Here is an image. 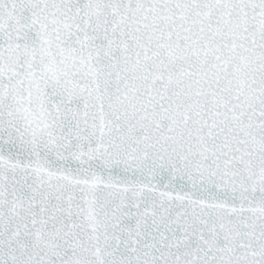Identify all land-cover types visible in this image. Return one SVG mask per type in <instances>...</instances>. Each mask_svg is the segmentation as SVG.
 I'll return each instance as SVG.
<instances>
[{
    "label": "snow or ice",
    "instance_id": "1",
    "mask_svg": "<svg viewBox=\"0 0 264 264\" xmlns=\"http://www.w3.org/2000/svg\"><path fill=\"white\" fill-rule=\"evenodd\" d=\"M0 264H264V0H0Z\"/></svg>",
    "mask_w": 264,
    "mask_h": 264
}]
</instances>
